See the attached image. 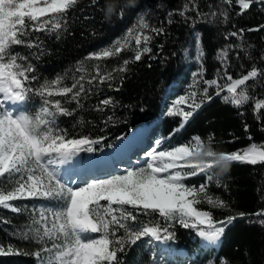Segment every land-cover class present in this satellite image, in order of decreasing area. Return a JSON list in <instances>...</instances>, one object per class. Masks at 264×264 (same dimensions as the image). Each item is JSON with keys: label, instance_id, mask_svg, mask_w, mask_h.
Wrapping results in <instances>:
<instances>
[{"label": "snow or ice", "instance_id": "1", "mask_svg": "<svg viewBox=\"0 0 264 264\" xmlns=\"http://www.w3.org/2000/svg\"><path fill=\"white\" fill-rule=\"evenodd\" d=\"M78 4L79 0H0V208L28 217V223L14 228L11 236L35 242L36 250L27 254L36 258L38 264H123L122 255L145 238L150 246L174 242L177 225L195 230L200 239L212 245L221 240L226 228L238 218L260 217L253 222L264 226V209L251 214L236 212L216 220L212 212L197 206L207 203L213 208L227 209L230 205L210 195L207 184L185 183L197 176H205L210 182L213 178L210 171L223 161L264 164V146L252 144L243 154L227 153L213 149L212 136L206 144L196 135L182 145L165 149L158 139L156 146L144 153L143 166L127 168L123 174L106 178L79 179L95 166V162L82 159L80 154L95 152L104 138L69 136L68 130L59 126L58 117H74L78 109H84V102L100 91L101 85L113 88L112 81L125 73L130 63L139 62L152 52L151 42L165 34V29L152 25L151 14L142 11L124 36L77 64L74 71L79 75L72 76L71 84L65 83L64 76H57L33 87L32 83L37 81L34 60L46 52L45 40L38 34L61 39L68 29L69 15ZM256 5L264 9V0H216L204 11L196 0H187L175 13H167V23L176 22L172 19L174 15L180 17V23L190 26H195L198 20L212 23L221 17L227 22L233 12L243 16ZM90 6L98 7L105 17H122L129 7L118 0H105L103 5L100 0H90ZM237 7L239 10L235 11ZM261 30L264 24L237 28L227 32L224 39L243 41L245 31ZM252 47L237 43L221 49L217 53L221 62L219 79H204L205 53L197 47L195 60L200 68L192 75L200 78L197 84L203 83L204 99L212 100L209 89L215 88V95L223 93L224 102L237 110L252 103L254 115H264V99H255L249 91L254 87L249 81L264 80V68L252 64L236 77L231 72L230 54L237 60L242 53L252 59L247 51ZM17 48L28 52L22 53ZM125 52H131L132 56L121 65L110 70L104 65L103 61L119 58ZM259 59L264 62V53ZM33 96L39 97L41 103L38 109L28 111L25 106ZM190 96L195 97L196 92ZM186 103L185 96L179 97L167 113L181 118L180 128L194 115L192 110L177 107ZM73 104L75 107L66 106ZM109 106H115L111 97L101 99L92 110L103 112ZM200 107L201 103L195 100L189 105L192 109ZM111 120L112 116H108L106 123ZM61 169L71 171L74 179L65 181ZM23 201L41 203L30 208L16 203ZM0 224L10 225L11 221L0 218ZM150 251L149 264H170L166 257L180 254L169 249L157 253L151 247ZM0 254L26 253L0 245ZM207 264L232 262L227 257H216Z\"/></svg>", "mask_w": 264, "mask_h": 264}, {"label": "trees", "instance_id": "2", "mask_svg": "<svg viewBox=\"0 0 264 264\" xmlns=\"http://www.w3.org/2000/svg\"><path fill=\"white\" fill-rule=\"evenodd\" d=\"M105 0H100L103 5ZM116 2V0H110ZM119 3L129 5L122 17L109 15L105 17L102 11L90 6V0H79L78 6L69 15L68 29L61 39L45 37V54L34 60L37 81L32 83L38 87L40 83L64 76L65 83L71 84L72 76L79 75L74 70L80 61L90 53L112 45L124 36L126 30L136 23L140 12L151 14L150 23L154 26H163L165 34L157 36L151 42L152 52L142 57L141 61L130 63L127 71L121 73L114 81L113 88L107 84L100 86V91L87 99L84 109H78L74 117H58L61 128L67 129L69 136L87 135L92 138L103 137V141L96 146L92 153H81V158L87 161L88 155L95 156L99 151L112 147L119 141L127 139L138 128L144 127L152 138L162 140V148H171L182 145L193 136L199 135L208 143L212 136L211 146L216 151L231 153L240 151L251 144L264 146V115H254L253 105L249 103L240 110L224 102L222 96L215 95V88L209 89L212 100L203 98V83L197 84L199 77L193 73L200 68L195 60L197 47H200L205 56L203 65L206 69L204 79L217 77L221 69V62L217 53L228 44L243 43L253 47L247 51L252 59L241 54L237 60L234 54L231 59V72L234 77L250 69L252 64L264 68V62L259 57L264 53V30L259 32L245 31L243 41L232 38L225 40L227 32L237 28L248 29L264 24V9L260 5L253 6L243 16H230L227 22L217 18L212 23L198 20L195 26L180 23V17L174 15L176 22L167 23V13H175L187 0H118ZM200 8L207 11V5L214 4L216 0H196ZM238 7L235 11H238ZM194 16L195 13H192ZM235 25V28L233 27ZM17 51L27 54L28 50L17 48ZM131 52L122 53L119 58H109L103 61L110 70L122 64L124 59H130ZM243 65V68L240 65ZM219 79V77H217ZM221 83H226L220 80ZM249 91L255 99H264V80L255 82ZM119 88L118 91L114 90ZM196 92L195 97L190 93ZM179 96L187 98L186 104L177 106L186 111H194V115L180 128L181 118L169 116L168 109L173 106ZM111 97L115 106H109L103 112L93 111L101 99ZM58 98V97H57ZM201 103L199 109L189 108L193 103ZM39 97L33 96L26 110L33 111L40 106ZM75 107V105H66ZM240 112L244 114L241 115ZM112 120L107 122V117ZM245 123L248 130L245 131ZM179 129V130H177ZM251 137V139H250ZM227 172L221 174L220 167H214L210 174L212 180L207 181L205 176L192 177L185 181L190 185L199 186L207 184L210 195L226 201L230 208H213L207 203L197 207L210 211L216 220L236 212L251 214L264 209V164L250 165L246 162H228ZM30 208L40 201L16 202ZM0 218L11 221L10 225L0 224V245L11 246L26 253L0 254V264H38L36 258L28 255L36 250V244L13 238L11 232L14 228H21L28 223L25 214H14L10 210L0 208ZM260 217H246L236 219L226 228L221 240L209 244L200 239L195 230L176 226V238L170 244L152 243L148 240L138 242L122 255L123 264H149V256L153 251L159 253L169 249L173 260L169 262H188L190 264H205L209 259L227 257L232 264H264V226L253 221ZM99 236V234H93Z\"/></svg>", "mask_w": 264, "mask_h": 264}, {"label": "rangeland", "instance_id": "3", "mask_svg": "<svg viewBox=\"0 0 264 264\" xmlns=\"http://www.w3.org/2000/svg\"><path fill=\"white\" fill-rule=\"evenodd\" d=\"M179 97H181V96H179ZM123 141H124L125 145H122L120 150H122L124 148V146L131 145V151L133 150L131 153L132 160H130L129 158L118 159L117 157H115V155L117 154V151H113L109 147L107 149L100 151L95 156L88 155L87 161H93V162H95V164L100 162V165H101V163H102V165L99 167L100 169H98V170L95 169L94 171H89L86 174H82L79 177V179L81 181H87L91 177L106 178L110 175L123 174L124 170L127 168L143 166L144 161H145V157L143 154L146 151H148L151 148L156 146L155 145L156 139L152 138V136L149 133V129L146 130V129H144V127L138 128L134 133H132L127 139H124ZM251 145H249L248 147H246L240 151H234V152H240L241 154H243V151L245 149L249 148ZM101 154H102V157H101ZM103 163L104 164L105 163H117L119 166L123 165L124 168L120 169V168H116L114 166H109V165L106 167V166H103ZM95 166H98V165H95ZM60 175L62 176V178L65 181H69L70 179H74V175L71 171H66L64 169H61ZM153 245L155 247L157 246L156 244H153ZM155 247L153 248V250L155 249ZM170 264H190V263H188V262H186V263L185 262H182V263L170 262ZM205 264H207V263H205Z\"/></svg>", "mask_w": 264, "mask_h": 264}, {"label": "bare ground", "instance_id": "4", "mask_svg": "<svg viewBox=\"0 0 264 264\" xmlns=\"http://www.w3.org/2000/svg\"><path fill=\"white\" fill-rule=\"evenodd\" d=\"M122 145H125L123 140L119 141L117 144L110 147L113 151H117V154L115 155V157H117L118 159L129 158L130 160H132L131 153L133 150L131 151V145L124 146V148L122 150H120ZM101 157H102V154H101ZM95 165H98V166H94V168L91 171H94L95 169H97V170L100 169L99 167L102 165V163L100 165V162H99ZM108 165L114 166V167L120 168V169L124 168L123 165L119 166L117 163H105V164L103 163V166L107 167Z\"/></svg>", "mask_w": 264, "mask_h": 264}, {"label": "clouds", "instance_id": "5", "mask_svg": "<svg viewBox=\"0 0 264 264\" xmlns=\"http://www.w3.org/2000/svg\"><path fill=\"white\" fill-rule=\"evenodd\" d=\"M228 166H229L228 161L221 162V165H220L221 174L227 172Z\"/></svg>", "mask_w": 264, "mask_h": 264}]
</instances>
